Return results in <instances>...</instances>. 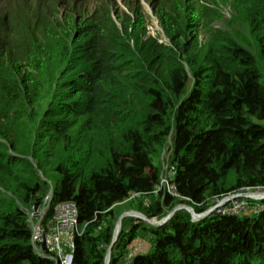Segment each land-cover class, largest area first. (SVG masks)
<instances>
[{
    "label": "trees",
    "instance_id": "obj_1",
    "mask_svg": "<svg viewBox=\"0 0 264 264\" xmlns=\"http://www.w3.org/2000/svg\"><path fill=\"white\" fill-rule=\"evenodd\" d=\"M86 2H41L16 43L0 20V264H55L31 241L47 196L46 222L77 207L74 264H106L119 205L161 221L264 189V0H230L240 30L217 31L202 57L216 0H143L167 44L137 0H96L88 16ZM167 146L172 191L156 165ZM108 264H264V212L129 217Z\"/></svg>",
    "mask_w": 264,
    "mask_h": 264
},
{
    "label": "rangeland",
    "instance_id": "obj_2",
    "mask_svg": "<svg viewBox=\"0 0 264 264\" xmlns=\"http://www.w3.org/2000/svg\"><path fill=\"white\" fill-rule=\"evenodd\" d=\"M42 2V11L39 10L40 3L39 0H0V20L2 22V25L6 26L7 32L9 34V41L12 43H16L17 39L15 38L14 34L18 32L19 26H21L26 21L33 20V16H38L36 14L37 12H43L46 9H48V5L53 0H40ZM87 2V13L86 16H88L93 8L95 7L94 1L96 0H86ZM118 8L120 10H123L124 8L121 6V0H114ZM140 6V10L142 11L140 13L142 18V25L145 29V33L147 36H150L154 39H156L158 42L166 43L167 40L165 39L162 30L159 27L158 22L156 21L155 17L151 14V9L149 6L143 2V0L139 1L137 0ZM230 0H216V5L218 7L217 13L214 16V21L211 22L210 26L202 27L198 30V41L200 42V55L203 56L206 45L208 41L211 39V37L217 32V31H223L228 33H234L235 31H239L240 28L236 24L238 22L237 16L233 14L232 8H230L229 5ZM58 15L57 18L61 20V16L64 13V8L61 6L60 8H56ZM46 12V11H45ZM115 17V16H114ZM241 24V23H240ZM38 26L35 25L34 27V34L38 30ZM7 33H0V40L3 42L6 38ZM42 41L48 46L50 44L53 47V43L49 39H42ZM1 62H0V71H1ZM5 72H10L6 69ZM11 74H13L11 72ZM192 82L189 83V88L191 87ZM45 100H41V102H44ZM169 146L165 148V150L162 152L160 158L157 160L156 165L161 168L162 176H161V188L173 190L171 181V175L169 174V168H168V159H169ZM257 195V196H256ZM257 197V198H256ZM48 198V196L45 198V200ZM173 211L181 212L185 211L189 213L192 217V221L197 218L196 214L185 205H179L177 206ZM172 211V212H173ZM116 214H117V221H116V227L115 232L117 228L118 222L127 214L130 213H138L136 211L128 210L127 203L119 205L116 208ZM262 213L264 212V189H258V190H248L243 191L239 194L228 196L226 198H222L218 202H216L211 208L205 213V215L213 216V215H235V216H243V215H252L253 213ZM171 213V212H170ZM169 213V214H170ZM129 218L128 216L124 219ZM133 218V217H130ZM122 219V222L123 220ZM137 219V218H136ZM36 221V220H35ZM34 223V221L32 220ZM159 222V221H158ZM122 225V223H121ZM151 227H157L151 225ZM115 234V233H114ZM135 248L138 252L145 251V248L147 246L146 242H139L136 241L134 243ZM134 249V248H133Z\"/></svg>",
    "mask_w": 264,
    "mask_h": 264
},
{
    "label": "built area",
    "instance_id": "obj_3",
    "mask_svg": "<svg viewBox=\"0 0 264 264\" xmlns=\"http://www.w3.org/2000/svg\"><path fill=\"white\" fill-rule=\"evenodd\" d=\"M46 211L45 204L29 214L34 250L40 255H49L55 264H74V256L68 253L67 247L70 248L78 228L76 205L73 202L59 204L48 223H45ZM65 241L67 246L63 248Z\"/></svg>",
    "mask_w": 264,
    "mask_h": 264
},
{
    "label": "water",
    "instance_id": "obj_4",
    "mask_svg": "<svg viewBox=\"0 0 264 264\" xmlns=\"http://www.w3.org/2000/svg\"><path fill=\"white\" fill-rule=\"evenodd\" d=\"M174 213H171L168 215V217L165 219V220H162L160 222H154V221H150L148 219H146L142 214H138V213H130V214H127L126 216H124L122 219H124L125 217L127 216H134L136 217L137 219H140V220H143L147 223H150V224H153V225H156L157 227H159L161 224H163L165 221H167L168 219H170L172 216H173ZM199 219H201L200 217H198ZM122 219L118 222L117 224V227L119 226V230H117V233L114 234V237H113V241H112V244L109 248V251H108V254H107V257H106V264L109 263L110 261V255H111V250H112V247L113 245L117 242L118 240V237H119V234L121 232V223H122Z\"/></svg>",
    "mask_w": 264,
    "mask_h": 264
},
{
    "label": "clouds",
    "instance_id": "obj_5",
    "mask_svg": "<svg viewBox=\"0 0 264 264\" xmlns=\"http://www.w3.org/2000/svg\"><path fill=\"white\" fill-rule=\"evenodd\" d=\"M47 205V211L49 210V206H50V198H47L46 200H45V203H44V205ZM62 204V203H61ZM43 205V206H44ZM43 206H40V207H43ZM56 210V209H55ZM47 211H46V215H45V223H48V222H46V218H47ZM171 213H174L173 214V216L170 218V219H168L167 221H165L163 224H161L160 226H162V225H164L165 223H167L169 220H171L174 216H175V214H176V211H173V212H171ZM170 213V214H171ZM30 214V213H29ZM54 214H55V212H54ZM139 214V213H138ZM169 215V214H168ZM54 216V215H53ZM208 215H205V214H202V215H197L196 217V219L194 220V222H198V221H200V220H202V219H204V218H206ZM128 217H133V218H136V217H134V216H128ZM168 217V216H167ZM166 217V218H167ZM198 217H200L201 219H199ZM166 218H164V219H162V220H165ZM52 219V218H51ZM50 219V220H51ZM49 220V221H50ZM161 220V221H162ZM154 222H157L158 223V221H154ZM160 222V221H159ZM29 223H30V221H29ZM148 224H150V223H148ZM31 225V224H30ZM150 225H153V224H150ZM153 226H156V225H153ZM159 226V227H160ZM121 227H122V225H121ZM32 229V228H31ZM31 241H32V238H31ZM33 245V244H32ZM62 246H63V248H66V246H67V244H66V241L65 242H63V244H62ZM33 248H34V246H33ZM35 251V250H34ZM36 252V251H35ZM37 253V252H36ZM38 254V253H37ZM38 255H40V254H38ZM44 255V254H43ZM43 255H41V256H43Z\"/></svg>",
    "mask_w": 264,
    "mask_h": 264
},
{
    "label": "bare ground",
    "instance_id": "obj_6",
    "mask_svg": "<svg viewBox=\"0 0 264 264\" xmlns=\"http://www.w3.org/2000/svg\"><path fill=\"white\" fill-rule=\"evenodd\" d=\"M257 196V195H256ZM257 198V197H256ZM117 230H119V226L116 228V232H115V234L117 233Z\"/></svg>",
    "mask_w": 264,
    "mask_h": 264
}]
</instances>
